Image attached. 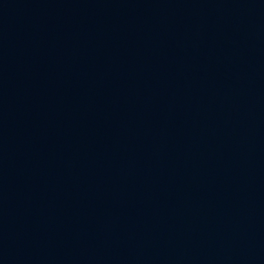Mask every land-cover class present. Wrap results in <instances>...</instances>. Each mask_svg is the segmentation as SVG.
<instances>
[{"label": "water", "instance_id": "water-1", "mask_svg": "<svg viewBox=\"0 0 264 264\" xmlns=\"http://www.w3.org/2000/svg\"><path fill=\"white\" fill-rule=\"evenodd\" d=\"M0 264H264V0H0Z\"/></svg>", "mask_w": 264, "mask_h": 264}]
</instances>
